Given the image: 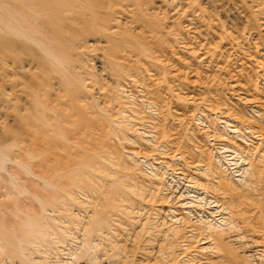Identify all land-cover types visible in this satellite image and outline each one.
Here are the masks:
<instances>
[{
  "label": "bare ground",
  "instance_id": "1",
  "mask_svg": "<svg viewBox=\"0 0 264 264\" xmlns=\"http://www.w3.org/2000/svg\"><path fill=\"white\" fill-rule=\"evenodd\" d=\"M244 1L245 0H242V4L246 5L244 4ZM181 2L185 3L186 0H183ZM192 2L193 0L192 1L190 0L187 3L188 9L186 8V6H183L184 4L182 3L180 4H182L183 7H179L180 4L178 3L179 6L177 8L178 10L177 12L180 13L181 16L187 15L188 18H190L191 22L190 23L188 22L189 24L187 26L184 25L185 27L182 24V27L184 28L179 27V29L178 26H176L175 24V26L173 27V31H175V33L174 32L172 33H174L179 38L177 41L180 44H183V46L185 47L184 49H186L187 47L188 48L187 50H189L190 49L189 47L191 46L192 43L190 45L188 43L187 44L185 43L187 42L190 34H192V37H190V39L191 42H193L192 40L195 39L199 40L202 38V35L200 34L201 29H206V30L209 29L210 31L214 30V33L216 35L219 34L218 36L220 40L225 42L224 52L226 55H224V57L226 56L225 57L226 61H224V63L222 64V61H220L218 58L216 60L213 58L215 55L212 53L211 46L214 45L215 43L214 42H213L214 44L211 43L212 45L208 43L211 37L209 38L208 41H206L205 39L199 42L200 43L199 45L197 43L198 45L197 48L191 51L195 52L196 54L201 53V56L198 55V59H199L198 63H200L204 71H201L203 72L202 75V73L198 71L201 69V66H199V69H195L194 65H193L194 68L190 67L195 70H193V72H191L190 70L189 71L192 74L193 73L195 74H193L194 80L191 83L185 82L187 85L186 92L188 94V98L187 96L186 98L180 96L183 90L179 94L178 92L179 90H181V88L180 89L178 88L179 90L177 91L175 89L176 86L174 87L171 84L172 80H170L171 83L168 82L164 72L162 73L164 76L163 77L160 74L157 75L158 73L154 74V70H153V73H151L152 75L149 79L148 78L146 79L144 77L145 78V80L143 79L144 82L139 83L140 84L139 92L142 94V99L141 98L140 99L148 106L150 111L153 110L154 112H156L154 113V115L156 114L157 117L155 115L154 119H151L150 117L146 119L145 117H142L140 114L134 116L136 115V112L134 114V111L130 109V107L127 106V104L123 103V99H122V101L120 100L115 103L118 109L116 108L117 109L116 115L109 114L110 116H112L111 117L112 119L110 120L113 121L112 124L114 126L120 124L118 120H121L122 124H124L123 119H118V117L123 114L124 115L129 114L124 118L125 122L127 121V119L130 121V123H132L131 122L132 120L138 121V124H136L138 125V127H136V125L134 126V131H135L134 135L137 133L138 130L144 131L145 135H143L142 132L140 133L141 135H143L141 140L143 139L142 142L144 141L147 142V143L144 142L143 145L146 146V149H149V152L144 154L145 156H143V158L145 160L147 159L146 161L148 163V166H151L155 170L154 169L151 170L150 167L148 168L149 170H151L149 172L153 171L150 174L152 175V177L150 176L151 180L149 178L148 181L149 180L150 181L148 183L145 180L144 182L147 183L148 186H150V190L146 189V191L148 190L149 194H151L152 197L150 195L148 196L149 198H146L144 196V199L142 200L143 203L139 202L140 208L142 207V209L139 210L140 211L139 213L140 215L142 214L141 217L143 216L147 217L145 219L146 220L145 222L147 223L146 224H144L145 222L143 223L144 227L145 226L148 227V223L150 220L148 219V217L152 215L151 217L152 219L155 218L153 217L154 215L157 217V224H158L157 228L160 229L161 227L162 229L161 230L162 232L160 230L159 232H157V236L158 237L161 236L163 241L161 240L162 245H160L158 248L159 250L157 255L159 257L158 256L156 257L160 259L162 257V260L164 259L165 262L171 264H248L251 261L250 258L254 260V262L258 261L259 264H264V54L262 53L261 50H259L258 48L259 46L258 47L249 46V48H244L245 47L244 37L239 36L236 33L237 31L235 29L232 28L233 30L236 31L235 33L238 36L228 34V32H226L227 29H225L226 31L224 30L221 31L218 27L221 24L214 22V20H212V18H210L209 15L206 12L202 11L201 9H194L193 8L194 4ZM11 4L12 3L9 4L5 3V0H0V90L1 87H4L5 90L8 84L10 86L12 85L14 92V94H12L13 97L16 95L15 94L16 90L20 89V92L23 95H26L29 98V100H28L27 108H19L18 104L14 103V100L16 99L15 97L14 98L11 97L9 100H7L8 97H6L3 94H0V104L2 103L6 105V107L4 108L2 107V108L8 110L9 113L7 112L6 114L7 117L6 120L10 121L9 122L10 124H3L2 121H0L1 122L0 123V246H1L0 248L7 249L8 255L5 253L6 255L5 256L3 253L5 258L9 256L11 258L15 257L17 259V257L25 258L24 249L26 243H28L29 236H31L32 232L35 229H37V227L39 226L40 220H38V218L40 219L41 217H39L40 215L38 214H37L38 215L37 218H36L37 215L36 216L34 215L35 217L31 216L30 215L31 212L29 211L30 212L29 213L28 212L29 209L27 208L12 209L14 205L13 203H12L13 204L12 208H9L10 206H8V201H10L9 202L10 205L12 199L17 198L20 200L21 198L23 199L24 197L26 199H29L30 202L35 201L34 203H36L37 201L39 202L42 201L44 204L48 205L50 204V202H53L51 200L53 199L51 198L53 196H51L50 189H55L54 187H52L55 185V182L54 184H52L51 177L55 175L54 171L59 170V166L57 169L53 166V162H54L53 158H55L56 156V151L57 152L61 151L60 153H58L56 158L59 157V155L61 157L65 156L67 152L65 139H67L68 137L67 138L65 137V134L67 135V133L64 130V126H62L65 125L64 123H62L64 119L62 120V122H60L55 118L53 110L49 105L50 99H48L49 98L48 90L44 88V86H46L47 88L49 85L48 75L46 79L47 84H44V81L41 82V84H38L34 79V76L37 73L42 74L41 72H43L44 69L46 68L44 67L46 65L45 61H50V62L53 61L52 62L54 64L53 70L57 71L61 75L60 76L61 78L59 79V83H60V87L63 89V87L66 86L65 78H66L67 62H66V57H64L63 54L64 47L59 48L60 50H57V48H55L53 43L51 44L48 43L47 41L50 39V37L48 36L47 38L46 34H44L43 31L44 29L40 31V29L43 28L41 25H37L34 23L38 19H40L43 23L46 24H48L51 21L48 20L47 7L43 6L42 11L39 12L36 11L35 9H32V6L30 4L19 5V8L17 7V5L16 8L14 7V4L13 6ZM237 4H240V2ZM249 6L250 8H252L253 7L252 3L251 5L249 4ZM255 7L256 10H253L254 8H252L253 13L251 14L253 17L257 18L260 14L261 15L263 14L262 11L264 6L262 5V3H260V5ZM175 11L176 10H174V12ZM263 20L264 18H262V22L259 20L257 21L263 23ZM197 22L201 23L202 26L196 27ZM251 26L254 27L255 25L252 24ZM260 26H262L261 29L264 28V23L261 24ZM253 31H255V27ZM263 33L264 32L262 31V34ZM211 39L212 41L214 40L213 38ZM252 39L250 40L252 41ZM52 40H54V38H52ZM217 40L219 39H216V41ZM217 42H216V46H217ZM261 47L263 48V46ZM147 49L148 52L151 50V48L148 45H147ZM41 51L43 52L45 57L43 55H40ZM57 51H59V56H57L58 54ZM163 52L168 53L167 48H164ZM158 54L160 55V53ZM25 55L29 56L28 58L32 59L31 64L30 63L28 64L27 61H24V59L21 58ZM228 58H230L232 61H229ZM160 59L158 58L152 59L153 60L152 66H154L156 69L161 68L160 65L158 64V61L161 62L162 60ZM232 62H234V64L235 63L238 64L237 69L232 68V65H234L231 64ZM51 64L49 63V66H52ZM162 64L164 63L162 62ZM244 66L246 67V72L244 71ZM20 69L25 73L26 76H28L24 78L26 79L31 78V80L27 81L28 84L26 83L27 84V86L25 85L26 87L22 86V84L17 80L20 78V77L18 78L17 76L18 75L17 72ZM177 73H175V75L172 76V72H171V76L177 78L178 77ZM224 73L230 75L229 78H227L229 79L228 83L226 84L227 88L220 89L219 91L218 88L219 80L217 81V79L219 76L223 75ZM216 74L218 77H216ZM181 78L182 77H180V81ZM221 78H223V76H221ZM133 80H129V81L123 80V82L126 83L128 82V86H129L130 84H132ZM180 85L178 86L180 87ZM116 86L118 85L116 84ZM182 86L184 88V85ZM219 86H221V84ZM121 87L124 88V85L122 84ZM100 88H102V86ZM7 93L9 92L7 91ZM228 93H230L231 95ZM109 94H111V92ZM65 97L67 96L65 95ZM53 100L54 99L51 98L50 102L52 103ZM62 107L64 106L62 105ZM106 107L108 109V106ZM114 109L115 108L113 107L110 110V112L112 113V110L113 111L116 110ZM2 111H0V113H2ZM168 117L171 118L170 121H168L169 119ZM105 121L107 120L105 119ZM66 123L68 125L67 121ZM128 125L129 124H127V126ZM130 128L133 129L132 127ZM101 132L102 131L100 130V134ZM120 135H122V133ZM133 143H134V139H133ZM150 143H152L151 147L149 146ZM143 145L142 147H144ZM160 151L162 153H160ZM142 152L140 151V154H142ZM215 152L216 153L218 152V155L219 153L223 154V156L225 155V158H229L228 160L232 159L233 162L236 161L241 164V166H239L241 167V169L238 168L240 171L237 169V171H239V174L236 171L238 176L228 174L229 172L227 173V170L223 168L221 163L220 162L217 163L216 161L217 158H215L214 155ZM114 157H116L117 160V156ZM90 159H92V157H90ZM100 159H102V161L104 160L103 158ZM127 164L129 163L127 162ZM97 165L99 164L97 163ZM114 165H112L113 168ZM126 165H125V170H126ZM116 167H118V165ZM92 168H94V166H92L90 169L92 170ZM99 168L101 171V166ZM132 168L134 167L132 166ZM34 169L36 171L40 170V174L39 173L32 174L31 172H33ZM64 170L62 171L59 170V171H61L60 173H62L65 172ZM167 172L168 174L170 173L174 177L177 175L180 176L182 180L185 182V184H187V186L184 185L185 186L183 187L184 191L181 192L179 195H175L176 194V192L174 191L175 189L173 190L174 193H172L173 192L171 190L172 188L170 189L172 191L171 192L172 194L169 192V194H171V197H169V195L167 194L169 190L163 184L165 183L163 182V180H165L163 179V177L166 178L165 175L167 174ZM232 172L234 173V171ZM60 173L58 172V174ZM102 173H104V171ZM23 174H25L26 176ZM37 175H39V177ZM66 175L63 176L65 177ZM63 176L62 177L60 176V178L64 179ZM121 179L122 177L120 179L118 178V180L120 181H122L124 178L122 180ZM57 180L56 182L59 183L61 182L60 181L61 179H59V177ZM21 181H23V183H26L25 186H27L28 183V186L31 184V186L33 187H35V185L36 187L38 186L40 187V185L37 184H41V189L35 187L36 189H38V191L35 190L36 191L35 192L33 190L34 188L32 187V190L34 191L33 192L31 190H28L29 188L26 189L28 186L26 188L25 186L24 187L21 186L22 185ZM56 184L58 185V183ZM139 186L140 188L138 189H141L142 185ZM128 187L130 188L133 186L129 185ZM180 187H178V191ZM132 189L133 188H131V190ZM112 191L113 190H111V194ZM140 191L143 190H139L138 192L140 193ZM129 192L131 193L132 191L129 190ZM192 192L196 194V197L189 195ZM141 193H145V192H141ZM146 193L148 194V192ZM134 194L132 193V195ZM202 196H204V198H202ZM135 197L136 195L134 196V198ZM192 197L194 198L193 200H191ZM119 198L117 200H120ZM121 199L124 200V198ZM206 199H208L210 202L208 204V206L210 205V209L217 212L216 214L215 212L213 214L215 215L218 214L217 215V218L219 217L218 219L211 220L210 217H212V214L210 212L209 213L207 212L209 208L206 206L207 207L205 208L207 209L206 210L207 213H206L205 210L200 207V204H202V202L204 203ZM6 200H8L7 205L6 203L4 204ZM29 200L27 203L23 204V206L19 205V207L20 206L24 207V205L26 206L29 203ZM24 202H26V200ZM124 202L122 201L121 205L125 204ZM196 203L198 205H196ZM18 204L21 203L18 202ZM29 205L31 206V203L28 204V206ZM135 205L136 202L134 206ZM16 206L17 205H15V207ZM6 207L11 210L8 211ZM135 210L136 209H134V211ZM162 211L164 212V214H162L163 216L161 215ZM125 212L127 213L128 211L125 210ZM139 213L137 212V214ZM97 215L94 216V220L96 219L95 217H97ZM135 216H137L136 213ZM116 218L117 217H115V219ZM191 218L193 219L191 220ZM90 219L91 218L89 217L88 220ZM153 222H155V220L151 221V223ZM151 223L149 225L154 226V224ZM140 226L141 225H139L138 228L139 231L140 228H142ZM153 226L151 227L154 228ZM130 227H133L132 224ZM131 229L133 228H130L129 230ZM148 229L151 228L149 227ZM146 230H143L145 234L147 232ZM103 232L105 234V231ZM138 233L140 234V236L138 235V237H141L142 233L141 232ZM152 233L153 231H150L149 234ZM136 234L134 233L135 238H136ZM94 236L96 237L94 239L100 237V236L97 237L96 235ZM101 236H103V234ZM109 237H111V235H109ZM129 237L130 236H128V238ZM143 237L144 236L142 235V238ZM106 238H108V232ZM94 239L91 240L94 241ZM99 240H101V238H99ZM133 240L137 241V239L132 238L131 240L132 243ZM93 241L91 242L93 243ZM109 241L111 242V240ZM126 241H130V240H126ZM154 242L159 243L160 241L155 240ZM92 243H88V245L90 244L89 247H91ZM141 243L142 242H140V244ZM88 245L85 246V243L83 242L82 250L86 251L85 248H89ZM115 246L113 245L114 248H117ZM156 247L158 246L156 245ZM147 248H149V246ZM3 251L5 250L2 251L0 250V253L2 254ZM130 251L132 253L133 250L130 249L127 252L131 254ZM119 252L120 251H118V253ZM135 252H137L136 249L132 254H135L136 256ZM247 253H250L251 255L244 256V254ZM89 254L88 256H90ZM159 260L154 261L155 262L154 264H156L157 261L158 262L162 261ZM6 261L8 262V260H5V262ZM28 261L29 260H27V262Z\"/></svg>",
  "mask_w": 264,
  "mask_h": 264
},
{
  "label": "rangeland",
  "instance_id": "2",
  "mask_svg": "<svg viewBox=\"0 0 264 264\" xmlns=\"http://www.w3.org/2000/svg\"><path fill=\"white\" fill-rule=\"evenodd\" d=\"M181 1L183 0H176V1L172 0V2L171 0H23V1L22 0L20 1L19 0H5V3L7 4L12 3L11 4L12 6L14 4V7H16L17 5L18 8H19V5L30 4L32 6V9H35L36 11H39V12L42 11L43 6L47 7L48 20L49 21L51 20V21L48 24H46V23H43L40 19H38L34 23L37 25H41L43 27L40 29V31L44 29L43 30L44 34H46L47 38L48 36L50 37L51 41L49 39L47 41L48 43L50 44L53 43V45L55 46V48H57V50H60L59 48L64 47V51H63L64 53L63 52L62 53L64 54V57H66V62H67V70H66V78H65L66 86L63 87V89L60 87L59 79L61 78L60 77L61 75L57 71L53 70L54 69L53 67L54 64L52 63L53 61L52 62L45 61L46 65L44 67L46 68L44 69L43 72H41L42 74L40 73L35 74L34 79L36 80L38 84H41V82L43 81H44V84H47L46 79L48 75L49 85L47 88L46 86H44V88L48 90V93H49L48 99L50 100L51 98L54 99L52 101L54 105L50 102V100H49V105L52 108L54 116L58 121L62 122V120L64 119L62 123H64L65 125H62V124L61 125L64 126V130L67 133V135L65 134V137L66 138L68 137L67 138L68 140L65 139L66 151H67L66 155L62 157L59 155L61 159L59 157L56 158L58 153L61 152V151L60 152L56 151V156L55 158H53V161H54L53 166L56 169L58 168V166H59V170L61 171L66 169L64 170L65 172H62V173H60L61 171L59 170L57 171L55 169L57 173L56 171H54L55 173L54 172L53 173L56 176L54 175L53 177H51L52 184H54L55 182V185L52 186L55 189H50L51 196H53V197L51 196L50 197L53 198L51 199L53 202H50V204L46 205L42 201L40 202L37 201L36 202L37 205H36V203H34L35 201L30 202L29 199H26L24 197L23 199L21 198L20 200L17 198L12 199V200L8 199V200H11L10 205H9L10 201L6 200V202H4V204L6 203L7 205V201H8V206H10L9 208H12V205L14 204L12 209H15V208L26 209L27 208L29 209L28 212L29 211L31 212V213L29 212L31 216H34V215L36 216L38 214L40 215L39 217L41 218L40 219L38 218V220H40L39 226L37 227V229H35L38 232L34 230L31 236H29L28 243H26V246L24 249L25 258L17 257L16 259L15 257L11 258L9 256L5 258L4 257L5 253L8 255L7 249L0 248L1 251L5 250L2 252V254L0 253V264H5V263L7 264H69V263L70 264H154L155 263L154 261L160 259L158 258L159 256L157 254L159 250L158 248L160 245H162L161 243L163 239L161 236L160 237L157 236V232H159V230L160 231L162 230L161 227L160 229L157 228L158 227L157 217L153 215V217L155 218H152V219L155 220V222L151 223V221H153L151 219L152 215L149 216L148 219L150 220L148 223V227L146 226L144 227V224L147 223L145 222L146 221L145 219L147 217L145 216L141 217L142 214L140 215L139 213L140 212L139 210L142 209V207L140 208L139 202H142V200L144 199V196L146 198H149L148 197L149 195L152 197V195L149 194L148 190H150V186H148L147 183L151 180L152 175L150 174L153 172V171L152 172H149V171L154 169L151 166H148V163L146 161L147 159L145 160L143 158V156H145L144 154L149 152V149H146V146L143 145V143L146 141L142 142L143 139L141 140L142 136L145 135L144 131L138 130L136 133L138 135L136 134L134 135L135 133L134 126L138 124V121L132 120L131 121L132 123H130V121L127 119L126 121L127 123H126L124 121V118L129 114L124 115L122 113L123 115L119 116L118 119H123L124 124H122L121 120H118L120 124H117L115 126L112 124L113 121L110 120L112 119L111 118L112 116H110L109 114L116 115L118 108L116 107L115 103L120 100L122 101L123 99V103L127 104V106H129L130 109L134 111V114L136 112V115L133 114L134 116H137V114H140L142 117H145L146 119L149 117L151 119H154L156 115V114L154 115V113L156 112H154L153 110L150 111L148 106L141 100L142 94L139 92L140 91L139 83H143L145 78L149 79L152 75L151 73H153V70H154V74L158 73L157 75L160 74L162 76H163L162 73L164 72L168 82L171 83L170 80H172L171 84L174 87L175 86L177 87V88L175 87L177 91L181 88V90H179L178 92L179 94L183 90L180 96L181 97L183 96L185 98L187 96L188 98V94L186 92V88H187L186 83H191L194 80L193 74L195 73L192 74L191 72H193V70L195 69H199V66H201L200 63H198L199 62L198 55L201 56V53L196 54L195 52L191 50H194L195 48H197V46L200 44L199 42L205 39L206 41H208L210 37L214 39L212 41V39L210 38L211 41L210 40L208 41L210 45L215 43L214 45H212L213 47L211 46L212 53L215 55L213 58L215 60L218 58L220 61H222V64L224 63V61H226V58H225L226 56L224 57V55H226L224 52L225 42L220 40L218 36L219 34L216 35L214 33V30H212L213 31L212 32L209 29L208 30L201 29L200 34L202 35V38L199 40L198 39L192 40L193 42H191L190 37H192V34H190L187 42L185 43V44L188 43L189 45L192 43L191 46L189 47L190 48L189 50H187L188 49L187 47L186 49H184L185 47L183 46V44H180L177 41L179 38L174 34L175 31H173V27L175 26V24L176 26H178V29H179V27L184 28L191 22L190 18H188L187 15L181 16L180 13L177 12L178 11L177 8L180 3L184 4L183 6H186V8L188 9L187 3L190 0H186L185 3ZM239 2L240 4H237ZM192 3L194 4L193 6L194 9H201L202 11L206 12L209 15V17L212 18V20H214V22L221 24L218 26L221 31L223 30L226 31L225 29H227L226 32H228V34L230 35H236V36L239 35L241 37H244V46H245L244 48H249V46H254V47L259 46L258 47L259 50H261L262 53L264 54V35H263L264 33L262 34V31L264 32L263 30L264 28L261 29L262 26H260L261 24L264 23V20H263V23L259 22V21L262 22V18H264V8L262 11L263 16L260 14L259 15L260 17L258 16L257 18H255L251 14L253 13V10H256L255 6L260 5V3H262V5L264 6L263 0L261 1L260 0H245L244 4H246L248 8L246 5L242 4V0H233V1L231 0H225V1L224 0H199V1L193 0ZM251 3L253 5L252 8H254L253 10L249 6V4L251 5ZM182 4H180L179 7H183ZM174 10L176 11L174 12ZM244 16L247 18H245ZM251 21H252V24L255 25L254 26L255 31H253L254 27L251 26L252 25ZM198 23L199 22L196 23V27H201L202 24L201 23L198 24ZM182 24L183 26L184 25L185 26L182 27ZM249 27H252V28H249ZM232 28L235 29L237 32L233 30ZM210 33H212L213 35ZM51 37L54 38V40H52ZM216 39H219L217 40L218 42L216 41ZM250 39H252V41ZM216 42H217V46H216ZM147 45L151 48L149 52L147 49ZM261 46H263V48ZM164 48H167L168 53L163 52ZM155 52H156V55H155ZM157 52L160 53L161 56ZM57 53H58L57 56H59V51H57ZM40 55H43L45 57L42 51ZM28 57L29 56L25 55L21 58L24 59V61H27L28 64L29 63L31 64L32 59ZM153 58L162 59V60L160 59L161 62L158 61V64L161 67L160 69H156L154 66H152ZM228 60L232 61L230 58H228ZM162 62L164 64H162ZM49 63L50 64L52 63L51 64L52 66H49ZM231 64H234V62H232ZM143 65H145L146 67ZM193 65L195 66V69L190 68V67H193ZM9 66H12V65H9ZM232 68L237 69L238 64L235 63L234 65H232ZM177 70L180 72H178ZM198 71L202 73L203 75V72H201V71H204L202 66H201V69ZM244 71L246 72L245 66H244ZM171 72H172V76L178 72L177 73L178 77L177 78L172 77ZM226 73L221 75L223 76V78H221V76L218 77L216 74V77H218L217 81L219 80L218 83L219 85L221 84V86L218 85L219 91L220 89L227 88L226 84L228 83V80H229L227 78H229L230 75H227ZM17 74L16 75L18 76V78L19 77L20 78L17 79L16 77V79L22 84V86L26 87L28 84L27 81L31 80V78L30 79L24 78L28 76H26L25 73L21 69L17 72ZM128 75L129 76L131 75V76L129 77ZM180 77H182L181 81H180ZM133 79H136V80H133ZM85 80L88 82H86ZM123 80L124 81L133 80V82L132 84L128 86V82L127 83L123 82ZM116 84L118 86H116ZM122 84L124 85L125 89L121 87ZM178 85H180V87ZM182 85H184L185 89L183 88ZM101 86L103 89L100 88ZM6 88L4 90V87H1L0 94H3L6 97H8L7 100H9L11 97L12 98L15 97L16 99L14 100V103L18 104L19 108L28 107L29 98L26 95H23L20 92V89L16 90V93H15L16 95L13 97L12 96V94H14L13 86L12 85L10 86L8 84ZM10 90L12 93L10 92ZM7 91L11 95L7 93ZM110 92L116 98L113 95L109 94ZM61 94L63 97L61 96ZM65 95L67 97H65ZM119 97L120 98L122 97V98L120 99ZM110 104H111V107H110ZM0 105H2L0 106V111L3 110L2 111L3 114L0 113L1 115L0 121H2L3 124H10L9 123L10 121L6 120L7 118L6 114L8 110L3 109L4 107H6V105L2 103ZM62 105L64 107H62ZM106 106H108V109ZM109 107H110V110L113 107L117 109L116 110L114 109L115 111L112 110V113H111L109 110ZM168 118H169L168 121H170L171 118L170 117ZM105 119L107 121H105ZM66 121L68 122L69 126L67 125ZM127 124H129L128 125L129 127L127 126ZM130 127H132L133 129H131ZM136 127H138V125H136ZM127 128H129L130 130ZM99 129L102 131L101 134H100ZM141 132L143 133V135L140 134ZM121 133L122 135H120ZM133 139H134V143H133ZM151 144L152 143L148 145L151 147ZM142 145L144 147H142ZM140 151L141 152L143 151L142 154H140ZM160 153L162 152L160 151ZM214 155H215V158H217L216 159L217 163L220 162L223 168L227 170V173L229 172L228 174L238 176L239 171H240L239 169H241V167H239L241 166L240 163L235 161L237 163L236 164L235 162L232 161V159L228 160L229 158H225V155L223 156V154L221 153H219L218 155V152L217 153L215 152ZM114 156H117V160H116V157ZM220 156L223 158H221ZM90 157H92V159H90ZM100 158H103L104 162ZM127 162L129 164H127ZM65 163H66V166H65ZM97 163L99 165H97ZM124 164L125 165L127 164L126 170H125ZM112 165H114V168L112 167ZM117 165L118 167H116ZM128 165L129 166L131 165V166L129 167ZM92 166H94V168H92L91 170L90 168ZM98 166L99 167L101 166V171ZM132 166L134 168H132ZM149 167L151 170L148 169ZM237 169L239 171H237ZM103 171L104 173H102ZM232 171H234V173ZM236 171L238 172V174ZM58 172L60 174H58ZM31 173L40 174V170L36 171L34 169V171ZM169 174L167 172V174L165 175L166 178L163 177V179H165L163 180V182H165L163 184L169 190L167 194L169 195V197H171V194L174 193L175 191L176 192L175 195H179L181 192L184 191L183 187L187 186V184H185V182L182 180L180 176L177 175L174 177L173 175L171 174L169 175ZM63 175H66L65 176L66 178ZM37 176L39 177V175ZM60 176L61 177L63 176L64 179L60 178ZM58 177L59 179H61L60 183L56 182ZM121 177L122 179L124 178L125 180L124 179L123 180L121 179L122 181L118 180V178L120 179ZM173 177H174V180H173ZM149 178L150 180L148 181ZM144 180L147 183H145ZM179 180L183 183V186ZM21 182H22L21 186L24 187L26 183H23V181ZM38 182H41V181H38ZM56 183H58V185ZM123 184H126V185H123ZM144 184L146 187L144 186ZM37 185H40V187L39 186L36 187V185L35 187L38 189H41V184H37ZM129 185L133 187L129 188L128 187ZM139 185H142L141 189H138L140 188ZM27 186H28V183H27ZM27 186H25V188ZM30 186L31 184L26 189L29 188L28 190L38 191V189H36L35 187L31 186L30 188ZM32 187L34 188L33 190H32ZM124 187L126 188L128 187V188L126 189ZM178 187H180L179 191H178ZM131 188H133L135 192L133 189L131 190ZM142 188H144L145 190ZM128 189L132 192L130 193ZM146 189L148 190L146 191ZM170 189L172 191L174 189L175 190L172 192ZM111 190L114 191V192L112 191V194H111ZM139 190H143V191H140L139 193L138 192ZM141 192H145V193L148 192V194L146 193L147 194L146 195L145 193H141ZM169 192L170 193L172 192V193L169 194ZM132 193L133 194L136 193V194L132 195ZM135 195L136 197L134 198ZM189 195L196 197V194H194V192L190 193ZM119 197L124 198L125 202L123 199ZM193 197L191 200L194 199ZM118 198L120 200H117ZM202 198H204V196H202ZM24 199L26 200V202H24L25 201ZM111 199L115 201H112ZM28 200H29L28 204L31 203V206L29 205L30 207L28 206V204L26 206L24 205V207H21V206L19 207V205L23 206V204L27 203ZM121 200L125 204L121 205L122 203ZM128 201L130 202L131 207ZM18 202H20L21 204H18ZM135 202H136V205L134 206ZM209 203H210L209 200L206 199L204 203L202 202V204H200V207L203 208L205 212L207 210L205 208L207 207L209 208L207 212L208 213L210 212L212 214V217H210L211 220L218 219L219 218V217L217 218L218 214L215 215L217 212L210 209V205L208 206ZM15 205L17 206L15 207ZM196 205L198 204L196 203ZM88 206H90L91 208ZM9 208H7L8 211L11 210ZM121 208H123L124 210ZM133 208L136 210L134 211ZM156 208H159V207H156ZM125 210L128 212L126 213ZM129 212L131 213V215ZM137 212L139 214H137ZM214 212L215 214H213ZM135 213L137 216H135ZM162 214H164L163 211L161 212V215ZM38 215L36 216V218L38 217ZM96 215L97 217H95L96 219L94 220V216ZM89 217L91 218L90 220H88ZM115 217L117 218L115 219ZM192 219L193 218H191V220ZM137 220L138 221L140 220L141 223L140 221L138 222ZM112 222L113 223L116 222V223L113 224ZM150 223L154 224V226L151 225L154 228H152L149 225ZM131 224L133 227H130ZM100 225H103V226H100ZM139 225H141L140 227L144 229L140 228V231H139L138 230ZM109 226L111 227V229ZM100 227H102L103 229ZM149 227L151 229H148ZM130 228H133L131 230L135 234L137 233L136 238L134 237L135 236L134 233L131 230H129ZM136 228L138 231L136 230ZM155 228L158 230H156ZM143 230L147 231L146 234L148 232L150 233V231H153V233L155 232L154 233L155 235L153 233L152 234L148 233L147 234L148 237H147ZM103 231H105V234ZM107 232H108V238H106ZM138 232H141L144 237L142 238V235L141 237H138V235L140 236ZM101 233L103 234V236H101L102 235ZM94 235H96L97 237L98 236L100 237H98L97 239H94L96 238ZM109 235H111V237H109ZM128 236H130L129 238L131 239H129ZM99 238H101V240H99ZM123 238H125L126 240H130V241H126ZM132 238L137 239V241L133 240V243H132L131 241ZM91 239H94V241ZM109 240H111V242ZM138 240H139V243H138ZM155 240L160 241V242L159 243L154 242ZM91 241H93V243ZM149 241L152 243H150ZM83 242L85 243V246H87L88 243H92L94 248L92 247V245L91 247H89L90 244L88 245L90 249L85 248L86 251L88 250L89 253L91 252L90 254L88 253V251L86 252L82 250ZM140 242L142 243L140 244ZM155 244L158 247H156ZM110 245L112 246V249ZM113 245L117 248H114ZM148 246L149 248H147ZM127 249L133 250L132 253L136 249L137 250V252H135L136 256L135 254H132L131 251H130L131 254H129V252H127L128 251ZM142 249H145V250H142ZM117 250L120 252L118 253ZM111 252H112V255H111ZM114 253H117V254H114ZM88 254L90 256H88ZM131 255L135 257H132ZM250 255H251L250 253L244 254V256H250ZM127 256L129 260L127 259ZM26 259L29 260L30 262L29 261L27 262ZM5 260H8V262L9 261L10 262L9 263L7 261L5 262ZM161 260H162V257L159 261ZM250 260H251L250 261L251 263L249 262L248 264H255V263L259 264L258 261L254 262V260H252L251 258ZM157 262L156 264H159V263L160 264L162 263L171 264V263L165 262L164 259L161 262H158V263Z\"/></svg>",
  "mask_w": 264,
  "mask_h": 264
}]
</instances>
